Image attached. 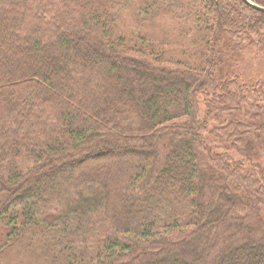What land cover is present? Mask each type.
I'll use <instances>...</instances> for the list:
<instances>
[{
	"label": "trees",
	"instance_id": "16d2710c",
	"mask_svg": "<svg viewBox=\"0 0 264 264\" xmlns=\"http://www.w3.org/2000/svg\"><path fill=\"white\" fill-rule=\"evenodd\" d=\"M219 42L264 51V13L0 0V264H264V82Z\"/></svg>",
	"mask_w": 264,
	"mask_h": 264
},
{
	"label": "rangeland",
	"instance_id": "374dc122",
	"mask_svg": "<svg viewBox=\"0 0 264 264\" xmlns=\"http://www.w3.org/2000/svg\"><path fill=\"white\" fill-rule=\"evenodd\" d=\"M184 45V40L178 44L179 47H184ZM217 49H221L224 56V61L218 71L219 74L222 73L220 75L234 73L245 83L264 82V51L255 48L233 51L226 42L221 44L219 42ZM4 234L5 231H0V245L3 242ZM21 244H17L15 248L7 251L6 255L4 254L2 259H5V264H39L35 258L39 254L25 252Z\"/></svg>",
	"mask_w": 264,
	"mask_h": 264
},
{
	"label": "water",
	"instance_id": "95a60500",
	"mask_svg": "<svg viewBox=\"0 0 264 264\" xmlns=\"http://www.w3.org/2000/svg\"><path fill=\"white\" fill-rule=\"evenodd\" d=\"M243 3L247 6H249L250 8L256 10V11H259V12H262L264 13V7H261V6H258L254 3H252L250 0H242Z\"/></svg>",
	"mask_w": 264,
	"mask_h": 264
}]
</instances>
